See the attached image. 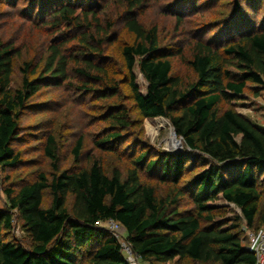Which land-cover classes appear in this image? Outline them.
I'll list each match as a JSON object with an SVG mask.
<instances>
[{
  "label": "trees",
  "instance_id": "1",
  "mask_svg": "<svg viewBox=\"0 0 264 264\" xmlns=\"http://www.w3.org/2000/svg\"><path fill=\"white\" fill-rule=\"evenodd\" d=\"M146 1L34 0L30 11L38 9L37 18L54 30L53 39L38 64L23 62L19 88L12 78L20 49L0 37L2 170L22 161L14 142L30 100L43 86L60 87L72 81L71 74L77 78L75 88L107 103L106 122L118 129L101 138L98 146L112 150L122 132L132 126L120 83L102 61L105 44L118 24L134 35L121 54L137 111L143 118H167L186 147L179 153L164 151L149 161L148 152H142L135 167L123 176L118 168L108 174L99 160L82 169H62L56 139L50 134L45 153L51 159V176L41 172L19 188L4 189L0 264H129L119 239L101 225L109 220L124 228L125 240L149 264L176 259L257 263L241 226L244 222L251 229L264 227V129L231 103L250 86L264 84V16L259 19L264 0H232L230 9L212 23L218 26L213 32L211 24L194 30L186 58L182 47L175 51L173 45L161 44L158 25L146 26L139 19L137 10ZM189 2L180 0L172 11L177 27L186 23L187 15L199 12V1ZM189 4L193 5L186 14ZM111 5L118 11L116 17L106 13ZM176 56L187 60L192 81L175 73ZM136 64L148 83L145 94L136 82ZM39 71L37 79L31 78ZM82 147L80 138L73 149L75 160ZM144 166L146 171L158 169L161 182L170 186L166 195L160 196L156 186L141 178ZM46 191L51 194L48 205ZM186 198L191 209L181 208ZM220 200L234 204L241 214L223 218L215 206ZM16 217L27 244L10 237Z\"/></svg>",
  "mask_w": 264,
  "mask_h": 264
},
{
  "label": "rangeland",
  "instance_id": "2",
  "mask_svg": "<svg viewBox=\"0 0 264 264\" xmlns=\"http://www.w3.org/2000/svg\"><path fill=\"white\" fill-rule=\"evenodd\" d=\"M189 1L191 2V0ZM198 1L200 4L196 6V9L199 12L187 15L185 17L186 23L179 27H177L178 22L172 11L179 7L180 0H147L144 6L137 10V13L139 19L146 26H159L163 46L173 45L175 51L182 47L186 58L190 55V37L194 30L208 29V25L211 24L214 25V28L210 32H213L218 26L217 23H212L217 22L221 17L220 14L227 12L232 6V0ZM33 2L34 0H0V37L20 49V55L15 59L12 78L15 88L22 85L23 72L21 67L23 62L38 64L42 57L46 56L44 48L47 42L53 39L54 30L44 26L37 18L36 11L38 9L36 8L34 12L30 11ZM192 5L187 6L188 9L184 11L186 14L190 12ZM106 13L113 17L118 15L114 5H111ZM246 13L251 14L252 12ZM262 16H264V9L259 14V19H262ZM111 35V40L105 44L106 56L102 61L108 66L110 75L120 83V93L124 96L122 102L129 109V115L133 120L132 126L122 132L121 138L114 144L112 150L103 149L98 146V141L111 131L118 130L106 122L104 113L107 103L94 96L93 93L75 88L73 83L77 78L72 74L70 78L72 81H68L60 87L43 86L40 92L30 100L28 109L24 110L20 116L19 137L15 140L14 147L20 153L21 163L15 168H7L6 170L0 168L1 204L6 201L5 187L19 188L26 182L36 180L41 172L51 176L53 171L51 159L45 153L50 134L56 139L62 169H82L89 167L94 160H99L108 174L118 168L122 171L123 176H126L128 171L135 167V160L142 152H148L146 160L149 161L159 158V155L164 151L179 153L186 150L183 140L177 135L176 138L181 140V144L183 143L180 149L175 150L180 146L171 147L167 144V139L173 130V126L167 118H143L137 111L129 86V75L121 54L122 46L133 42L134 35L122 24H118ZM178 41L180 44H176ZM173 66L175 73L185 81L193 80L194 73L187 60L181 56H176L173 59ZM40 73L39 71L31 78L37 79ZM134 73L141 92L145 94L148 83L138 64L134 67ZM231 104L240 113L264 129V84L250 86L243 96ZM164 121L168 122L165 124ZM80 138H83L81 156L75 160L73 149ZM145 168L146 166L139 171L141 178L156 186L160 196L166 195L170 186L161 182L158 169L146 171ZM192 175V172L188 174L183 184L184 187ZM50 200L51 194L46 191L45 204L48 205ZM215 206L218 207L219 213L224 216L223 218L241 214L237 206L224 200L218 201ZM181 208L191 209L190 200L186 198L181 203ZM111 223L106 221L101 225L112 231ZM244 226L243 222L241 226L243 233ZM116 232L121 235L125 233V230L122 227ZM13 235L27 244V234L22 230L17 217L10 237ZM159 264L203 263L194 262L190 259H176L169 263Z\"/></svg>",
  "mask_w": 264,
  "mask_h": 264
},
{
  "label": "built area",
  "instance_id": "3",
  "mask_svg": "<svg viewBox=\"0 0 264 264\" xmlns=\"http://www.w3.org/2000/svg\"><path fill=\"white\" fill-rule=\"evenodd\" d=\"M109 221L112 222L111 223L112 232L114 231L113 232L114 235L119 239L129 264H149L142 261L140 256L133 250L131 245L125 240L124 234L121 235L117 234L116 230H119L120 228H122V226L114 220H109ZM244 235H245L246 247L256 256L257 259L256 264H264V227L258 229H251L245 225Z\"/></svg>",
  "mask_w": 264,
  "mask_h": 264
},
{
  "label": "bare ground",
  "instance_id": "4",
  "mask_svg": "<svg viewBox=\"0 0 264 264\" xmlns=\"http://www.w3.org/2000/svg\"><path fill=\"white\" fill-rule=\"evenodd\" d=\"M166 122H168V121H166ZM166 122L164 121L165 124H166ZM180 142H181V140L176 138V135L173 133V130H171L169 138L167 139V144L170 145L171 147L180 146V147L175 149V150H177V149H180L183 146V143L181 144Z\"/></svg>",
  "mask_w": 264,
  "mask_h": 264
},
{
  "label": "water",
  "instance_id": "5",
  "mask_svg": "<svg viewBox=\"0 0 264 264\" xmlns=\"http://www.w3.org/2000/svg\"><path fill=\"white\" fill-rule=\"evenodd\" d=\"M173 133L176 135V131L174 130V128H173ZM180 140V139H179Z\"/></svg>",
  "mask_w": 264,
  "mask_h": 264
}]
</instances>
